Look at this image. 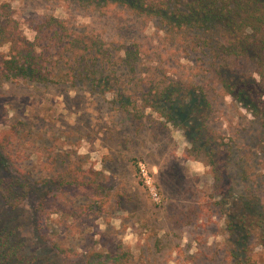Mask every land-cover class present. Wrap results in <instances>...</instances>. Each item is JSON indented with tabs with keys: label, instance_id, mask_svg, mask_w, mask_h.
<instances>
[{
	"label": "rangeland",
	"instance_id": "obj_1",
	"mask_svg": "<svg viewBox=\"0 0 264 264\" xmlns=\"http://www.w3.org/2000/svg\"><path fill=\"white\" fill-rule=\"evenodd\" d=\"M7 1L30 39L37 22L54 15L98 41L110 85L0 78V150L8 157L0 164V242L15 250L0 264H81L79 244L101 248L112 236L131 252V264H264L263 135L257 121L205 73L200 53L165 41L153 19L122 7ZM131 44L139 50L132 70L122 62ZM177 80L208 94L207 115L201 111L212 140L206 152L190 150L195 132L185 129L187 118L194 128L203 125L190 115L191 105L174 125L149 109L138 119L115 101L117 89L133 97L140 82ZM67 155L73 169L77 161L83 164L85 180L92 168L103 184H112L106 212L91 213L84 194L60 192L62 206L77 207L80 215L73 222L54 213L58 221L39 223L34 209L41 188L29 190L25 180L61 172L67 163L56 158ZM15 178L13 198L8 189ZM244 200L249 206L241 205ZM54 240L75 253L62 255Z\"/></svg>",
	"mask_w": 264,
	"mask_h": 264
},
{
	"label": "trees",
	"instance_id": "obj_2",
	"mask_svg": "<svg viewBox=\"0 0 264 264\" xmlns=\"http://www.w3.org/2000/svg\"><path fill=\"white\" fill-rule=\"evenodd\" d=\"M95 8L110 9L118 6L127 9L136 16L153 19L164 31V40L174 46H187L198 51L205 60V73L211 80L238 103L258 123L264 140V0H76ZM21 23L14 17L9 1H0V48L7 45V50L0 49V78L9 81H29L33 83H72L90 81L95 87H108L109 78L104 74L98 60L100 44L86 33L73 31L63 18L49 15L34 26L32 39L22 31ZM198 48V50H196ZM55 56L53 62L51 57ZM139 50L133 44L126 47L122 62L131 70L134 61L139 57ZM61 58L64 62L60 63ZM135 96L125 95L118 90L115 101L118 107L141 119L146 117V110L159 117L179 125L182 111L185 113L191 105L190 115L197 114L202 118V126L194 128L188 123L185 129L192 131L190 150L196 153L206 152L211 143L206 136L205 122L208 118L206 106L210 107L208 94L203 87L194 88L182 81H149L146 86L140 82ZM180 100L185 103L180 104ZM178 103V105H176ZM176 105V106H175ZM181 105V106H180ZM177 111V112H176ZM206 112L205 115L201 113ZM188 112V111H187ZM203 115V116H202ZM188 117V115L186 114ZM184 120V119H183ZM209 154V152H208ZM0 164L6 154L0 150ZM198 154H195L197 157ZM68 157L56 158V161L67 164L61 172L46 177L42 181L32 182L26 178L29 190L41 188L37 198L39 206L35 207L39 223L45 218L56 222L51 214H60L68 221L74 222L77 207L62 206L58 201L61 196L84 194L89 199L91 213H104L109 202L112 184H103L98 178L100 172L88 169L89 180L80 175L86 174L85 167L77 161V168L68 164ZM81 158V156H77ZM198 159V158H195ZM209 164H213L211 158ZM97 174V175H96ZM218 172L215 178H218ZM18 179L11 181L9 195L14 198ZM221 180V175L219 177ZM40 187V188H39ZM12 189V190H10ZM246 200L241 205L249 206ZM245 215V213H243ZM112 236L103 247L96 248L79 244L82 251L79 257L81 264H131V252ZM87 239V236H85ZM52 246L62 255L75 253L61 246L54 240ZM10 250V253H8ZM15 250L0 242V261L12 257Z\"/></svg>",
	"mask_w": 264,
	"mask_h": 264
}]
</instances>
